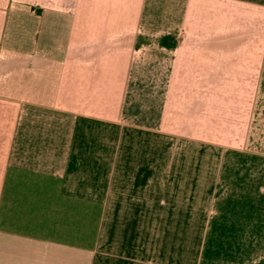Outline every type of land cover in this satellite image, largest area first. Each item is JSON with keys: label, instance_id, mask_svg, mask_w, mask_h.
Segmentation results:
<instances>
[{"label": "crops", "instance_id": "crops-1", "mask_svg": "<svg viewBox=\"0 0 264 264\" xmlns=\"http://www.w3.org/2000/svg\"><path fill=\"white\" fill-rule=\"evenodd\" d=\"M259 247L264 0H0V264Z\"/></svg>", "mask_w": 264, "mask_h": 264}, {"label": "rangeland", "instance_id": "rangeland-1", "mask_svg": "<svg viewBox=\"0 0 264 264\" xmlns=\"http://www.w3.org/2000/svg\"><path fill=\"white\" fill-rule=\"evenodd\" d=\"M228 221V220H227ZM226 219L218 218L214 222L217 227H223L227 224ZM224 228V227H223ZM223 228L218 229L221 232L211 233L208 236V241L213 243H227V242H240L242 237L240 233H230L224 231ZM250 236V241L251 237ZM244 241V238H243ZM211 252V253H210ZM206 258L202 264H264V248L259 247V249H216L209 251Z\"/></svg>", "mask_w": 264, "mask_h": 264}]
</instances>
